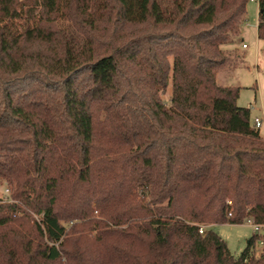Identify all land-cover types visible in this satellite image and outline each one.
I'll return each instance as SVG.
<instances>
[{"label": "trees", "instance_id": "obj_1", "mask_svg": "<svg viewBox=\"0 0 264 264\" xmlns=\"http://www.w3.org/2000/svg\"><path fill=\"white\" fill-rule=\"evenodd\" d=\"M249 1L0 0V264H264L211 229L264 227V139L216 81Z\"/></svg>", "mask_w": 264, "mask_h": 264}, {"label": "rangeland", "instance_id": "obj_2", "mask_svg": "<svg viewBox=\"0 0 264 264\" xmlns=\"http://www.w3.org/2000/svg\"><path fill=\"white\" fill-rule=\"evenodd\" d=\"M245 22L242 26L241 41L237 47V60L230 66L221 69L217 74V84L221 86L239 87L240 93L237 100L238 107L249 108L251 119L260 117L262 126L259 128L264 139V41L257 38V13L258 5L249 1L246 8ZM244 43L248 48L242 49ZM171 96V84L161 95L165 103H169ZM9 192L4 182H0V199H7ZM211 229L225 241L229 251L235 257L245 247L246 241L253 235L254 229L251 223L231 226L228 224L215 225ZM258 234L264 237V227ZM255 256L264 254L260 241L257 243Z\"/></svg>", "mask_w": 264, "mask_h": 264}, {"label": "built area", "instance_id": "obj_3", "mask_svg": "<svg viewBox=\"0 0 264 264\" xmlns=\"http://www.w3.org/2000/svg\"><path fill=\"white\" fill-rule=\"evenodd\" d=\"M250 1H254L256 2V0H250ZM242 48L245 49L246 48V45H242ZM253 125L256 127V128H260L262 126V119L260 117H255L252 121ZM248 223H251V221H247ZM252 224V223H251ZM253 229H254V232L258 234V231L259 229L263 228L261 226H257V225H253ZM203 229L201 228L199 230V233H202ZM260 244L263 246V250H264V243H263V240L260 241Z\"/></svg>", "mask_w": 264, "mask_h": 264}, {"label": "crops", "instance_id": "obj_4", "mask_svg": "<svg viewBox=\"0 0 264 264\" xmlns=\"http://www.w3.org/2000/svg\"><path fill=\"white\" fill-rule=\"evenodd\" d=\"M242 42H243V40H242ZM243 44H244V43H242V44H241V47H242V45H243ZM244 45H245V44H244ZM238 46H239V45H238ZM247 48H248V47L246 46V48H245V49H247ZM242 49H243V48H242ZM260 136H261V135H260ZM262 138H263V137H262Z\"/></svg>", "mask_w": 264, "mask_h": 264}]
</instances>
